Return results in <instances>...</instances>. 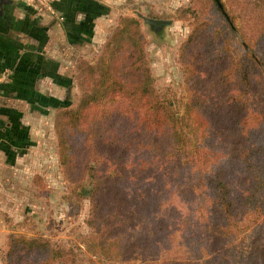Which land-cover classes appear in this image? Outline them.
<instances>
[{
    "label": "trees",
    "instance_id": "obj_1",
    "mask_svg": "<svg viewBox=\"0 0 264 264\" xmlns=\"http://www.w3.org/2000/svg\"><path fill=\"white\" fill-rule=\"evenodd\" d=\"M235 1L243 17L230 0H190L185 9L195 26L180 51L181 114L153 86L133 18L104 43L77 105L57 109L63 173L88 185L78 194L89 200L93 251L116 264H158L150 244L165 233L187 237L196 251L163 264H200L205 246L221 264H264V0ZM6 258L84 264L39 235Z\"/></svg>",
    "mask_w": 264,
    "mask_h": 264
},
{
    "label": "rangeland",
    "instance_id": "obj_2",
    "mask_svg": "<svg viewBox=\"0 0 264 264\" xmlns=\"http://www.w3.org/2000/svg\"><path fill=\"white\" fill-rule=\"evenodd\" d=\"M12 1L31 8L14 10L15 18L9 23L11 27L7 33L1 35L3 38L29 41V37L18 33L19 29L14 27L27 25L25 20L32 13V3L38 17V28L53 23L54 16L46 13L34 0ZM224 1L228 4V0ZM95 2L102 7V13L92 39L62 43L56 37L51 43V51L61 65L59 75L65 76L67 82L60 86L57 83L60 79L57 77L38 79L35 83L37 91L28 90L21 94L0 89V264L7 260L6 256L12 245L21 239H31L38 235L65 249L72 248L77 259L84 264H116L93 251L92 245L97 235L86 222L90 217L89 200L78 194L85 193L88 185L84 184L89 183L84 182L82 186L68 181L64 175L54 121L58 107L76 106L81 95L90 89L91 81L96 77L94 70L101 49L124 18L138 21L153 86L174 100L178 114L183 111L186 92L180 51L195 26L194 20L185 11L190 6V0ZM230 3L229 9L243 17L246 10H240L235 0H230ZM143 17L166 20L168 23L153 29ZM236 22L239 24L240 20L237 19ZM0 78H3L1 81H9L5 75ZM11 93H14L13 97H10ZM124 104L125 101L122 100L121 106ZM118 110L124 111L123 108ZM109 113L115 121V110ZM164 214L165 212L160 216ZM166 221L171 232L177 225V220L169 215ZM168 235L169 233H165L162 237L151 240L153 257L159 261L158 264L173 257H187L190 251H196L187 237L176 236L175 239V236H171L169 239ZM212 249L210 246L201 247L198 252L202 257L196 263L221 264L212 256Z\"/></svg>",
    "mask_w": 264,
    "mask_h": 264
},
{
    "label": "crops",
    "instance_id": "obj_3",
    "mask_svg": "<svg viewBox=\"0 0 264 264\" xmlns=\"http://www.w3.org/2000/svg\"><path fill=\"white\" fill-rule=\"evenodd\" d=\"M54 3L62 19L54 17L49 26L38 28V17L32 3V13L25 20L27 25L14 27L19 29L18 33L30 38L26 42L18 39L10 41L1 35L11 27L9 23L15 18L16 8L23 7L24 11L31 7L16 4L12 0L3 7L0 16V77L5 75L9 79L1 81L3 78H0V89L3 91L12 90L18 94L33 91L36 90L35 83L38 79L54 77L60 79L57 83L62 86L67 78L59 75L61 65L51 51L52 41L57 37L62 43H78L77 41L92 39L95 34L99 15L102 13V7L95 0H54ZM13 95L11 93L10 97Z\"/></svg>",
    "mask_w": 264,
    "mask_h": 264
},
{
    "label": "water",
    "instance_id": "obj_4",
    "mask_svg": "<svg viewBox=\"0 0 264 264\" xmlns=\"http://www.w3.org/2000/svg\"><path fill=\"white\" fill-rule=\"evenodd\" d=\"M9 3H10V0H0V13L3 11V7L8 5ZM218 5L221 6L219 2H218ZM143 20L147 24H149L153 29L162 27L168 23V21H166V20L151 19V18H147V17H143Z\"/></svg>",
    "mask_w": 264,
    "mask_h": 264
},
{
    "label": "built area",
    "instance_id": "obj_5",
    "mask_svg": "<svg viewBox=\"0 0 264 264\" xmlns=\"http://www.w3.org/2000/svg\"><path fill=\"white\" fill-rule=\"evenodd\" d=\"M34 1L46 13L53 15L56 18L62 19V17L59 16L57 10L53 6L54 0H34Z\"/></svg>",
    "mask_w": 264,
    "mask_h": 264
},
{
    "label": "flooded vegetation",
    "instance_id": "obj_6",
    "mask_svg": "<svg viewBox=\"0 0 264 264\" xmlns=\"http://www.w3.org/2000/svg\"><path fill=\"white\" fill-rule=\"evenodd\" d=\"M2 15V12L0 13V16Z\"/></svg>",
    "mask_w": 264,
    "mask_h": 264
}]
</instances>
